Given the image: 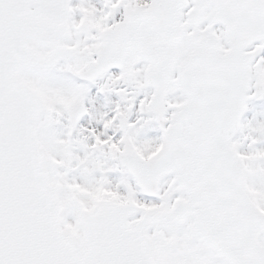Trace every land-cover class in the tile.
Returning <instances> with one entry per match:
<instances>
[{"label":"snow or ice","instance_id":"6c2138e0","mask_svg":"<svg viewBox=\"0 0 264 264\" xmlns=\"http://www.w3.org/2000/svg\"><path fill=\"white\" fill-rule=\"evenodd\" d=\"M0 264H264V0H0Z\"/></svg>","mask_w":264,"mask_h":264}]
</instances>
